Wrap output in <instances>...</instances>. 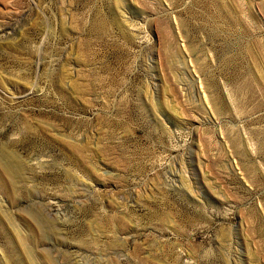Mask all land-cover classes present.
Wrapping results in <instances>:
<instances>
[{"label":"rangeland","instance_id":"374dc122","mask_svg":"<svg viewBox=\"0 0 264 264\" xmlns=\"http://www.w3.org/2000/svg\"><path fill=\"white\" fill-rule=\"evenodd\" d=\"M0 264H264V0H0Z\"/></svg>","mask_w":264,"mask_h":264}]
</instances>
